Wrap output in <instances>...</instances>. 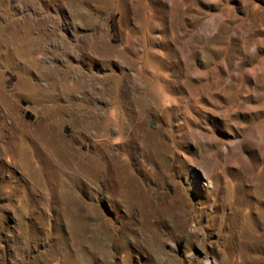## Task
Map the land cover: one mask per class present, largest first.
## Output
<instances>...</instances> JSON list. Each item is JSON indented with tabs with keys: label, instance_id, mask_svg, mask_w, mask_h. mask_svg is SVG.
Instances as JSON below:
<instances>
[{
	"label": "rangeland",
	"instance_id": "rangeland-1",
	"mask_svg": "<svg viewBox=\"0 0 264 264\" xmlns=\"http://www.w3.org/2000/svg\"><path fill=\"white\" fill-rule=\"evenodd\" d=\"M0 264H264V0H0Z\"/></svg>",
	"mask_w": 264,
	"mask_h": 264
}]
</instances>
